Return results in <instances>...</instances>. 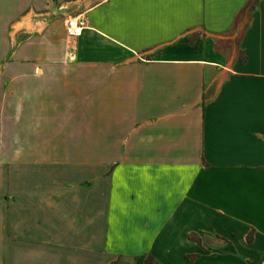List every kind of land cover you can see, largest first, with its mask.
I'll use <instances>...</instances> for the list:
<instances>
[{
  "label": "crops",
  "instance_id": "crops-1",
  "mask_svg": "<svg viewBox=\"0 0 264 264\" xmlns=\"http://www.w3.org/2000/svg\"><path fill=\"white\" fill-rule=\"evenodd\" d=\"M23 241L61 264H264V0H0L15 264Z\"/></svg>",
  "mask_w": 264,
  "mask_h": 264
},
{
  "label": "rangeland",
  "instance_id": "rangeland-1",
  "mask_svg": "<svg viewBox=\"0 0 264 264\" xmlns=\"http://www.w3.org/2000/svg\"><path fill=\"white\" fill-rule=\"evenodd\" d=\"M239 42L240 39H237ZM230 41H223L220 42L217 47L221 50H225L229 52V47H230ZM43 236V235H42ZM44 237V236H43ZM29 241H23L22 246L20 247L19 251V246H16V253L21 254L22 260L20 261V264H61L60 260V255L62 248L56 249L52 245L48 244H38L32 246ZM15 252V246L14 244H9L7 246H0V256L4 254L7 257V260L4 263L0 264H15L14 261H12L13 254ZM71 253H74V250H71ZM11 256L10 259H8V256ZM16 264H19L16 262Z\"/></svg>",
  "mask_w": 264,
  "mask_h": 264
},
{
  "label": "built area",
  "instance_id": "built-area-1",
  "mask_svg": "<svg viewBox=\"0 0 264 264\" xmlns=\"http://www.w3.org/2000/svg\"><path fill=\"white\" fill-rule=\"evenodd\" d=\"M66 27L71 36L79 37L86 27V21L82 16L70 17L66 20Z\"/></svg>",
  "mask_w": 264,
  "mask_h": 264
},
{
  "label": "trees",
  "instance_id": "trees-1",
  "mask_svg": "<svg viewBox=\"0 0 264 264\" xmlns=\"http://www.w3.org/2000/svg\"><path fill=\"white\" fill-rule=\"evenodd\" d=\"M191 41H194V38L191 39ZM243 61L246 62L247 61V57L243 56ZM191 240L196 241L199 245L202 246V241L201 239L197 238L195 235H191L190 236ZM253 240V236L252 234L249 236V242H251ZM195 258L193 257L192 260H194ZM146 264H161L158 261L155 260V258L153 256H148L146 259Z\"/></svg>",
  "mask_w": 264,
  "mask_h": 264
}]
</instances>
